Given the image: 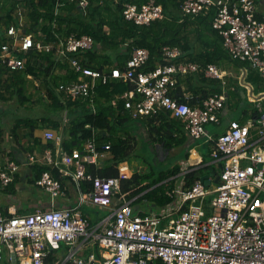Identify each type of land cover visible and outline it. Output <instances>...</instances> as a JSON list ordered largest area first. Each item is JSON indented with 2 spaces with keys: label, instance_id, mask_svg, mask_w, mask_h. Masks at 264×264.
<instances>
[{
  "label": "built area",
  "instance_id": "1",
  "mask_svg": "<svg viewBox=\"0 0 264 264\" xmlns=\"http://www.w3.org/2000/svg\"><path fill=\"white\" fill-rule=\"evenodd\" d=\"M182 10L196 15L214 10L212 24L222 34L225 48L234 57L248 60L264 77V21L257 17L255 0H185ZM123 13L137 24H149L163 16L154 0L140 7L125 3ZM7 35L9 40L0 46V68L25 69L27 59L21 54L33 47L52 49L50 44L36 41L32 34L19 36L15 26L7 30ZM92 44L88 35L72 34L65 42L60 41L68 52L88 49ZM164 52L168 63L149 71L138 70L149 59L146 48L133 52L126 71H99L73 60L77 70L90 80L60 88L71 96L89 95L95 92L99 81L130 80L134 89L118 96L125 101L130 115L138 118L156 114L162 108L171 110L174 117L184 120L191 136L207 137L213 142L211 156L218 166L219 181L213 183L210 176V186L197 180L189 187L176 188L168 192H176V197L163 212L135 214L132 201L126 199L119 206L114 203L121 194V181L131 175L125 162L120 164L118 176H94L87 171V163H98L104 155L97 151L94 139L85 143L82 152L67 154L60 149L55 159L59 171L78 184L92 181V190L82 199L109 209L112 214L92 226L73 208L56 207V200L65 194L64 188L59 179L46 171L37 183L50 194L51 208L25 213L9 208L7 214L0 209V260L6 250L15 264H47L50 253L60 251L65 244L59 264H96L94 253L84 257L77 248L79 242L91 239L102 252L103 264H157L158 260L164 264H264V107L259 106L256 120H231L226 130L213 138L206 126L219 122L226 94H210L203 106H192L174 99L170 90L178 75L199 72L220 79L224 85L225 71L213 63L178 61V47L167 46ZM113 104H117L116 98ZM44 137L58 138L53 130H46ZM35 157L32 155L31 160ZM42 159L52 162V151L47 150ZM6 160L5 168L0 161V190L9 186L19 170L13 159Z\"/></svg>",
  "mask_w": 264,
  "mask_h": 264
},
{
  "label": "trees",
  "instance_id": "2",
  "mask_svg": "<svg viewBox=\"0 0 264 264\" xmlns=\"http://www.w3.org/2000/svg\"><path fill=\"white\" fill-rule=\"evenodd\" d=\"M82 1L0 0V46L9 40L7 30L11 26L18 29L21 37L32 34L36 41L52 46L51 50L33 47L27 53L21 54L27 59L25 69L13 70L8 66L1 67L0 87L4 89L3 93L6 95H3V98L7 99L6 101L16 100V103L24 106L34 97V94L30 93L32 88L28 83L27 74H33L35 78L41 79L38 89L45 90L44 101L63 112L62 121L65 125L61 152L67 154H73L74 150L82 152L85 143L94 139L98 152L108 151L112 154V158L102 167L99 163H87V171L94 176L110 177L120 174V164L128 159V155L136 146V139L145 141V138L143 136L141 138L136 130L137 124H147L149 145L159 142L165 150L170 152L172 148L185 142L186 136L182 135L185 131V122L183 119L174 117L171 110L166 108L150 116L133 118L125 109V101L118 97L125 91L134 89V84L130 80L113 78L107 83L99 81L93 94L69 95L65 88H60L61 85L67 87L75 81L90 80L83 72L77 70L73 60H78L83 67L99 71L110 72L113 68L126 71L133 52L138 48H146L149 50V59L138 70L149 71L158 65L168 63L164 55L165 47H178L181 50L178 61H196L204 65L214 62L224 66L225 59H229L238 66H247L249 69L247 77L255 86V91H264V77L259 70L252 67L248 60L234 57L225 48L222 34L212 24L214 10L197 15L186 14L182 10L185 0H154L162 8L163 16L149 24H137L125 18L124 4L131 2L140 7L149 0H84L85 5L81 4ZM72 34L78 37L90 36L93 39L92 47L76 52L64 51L60 41L65 42ZM58 66L68 70L69 80L61 81L60 76L55 74ZM194 77L197 78L198 84L192 82ZM177 78L176 85L170 90L171 96L177 101H184L192 106H203L204 99L210 94L224 92L220 79L210 78L203 72L195 73V75H178ZM182 81H185L189 87L188 96L181 92ZM115 98L116 105L113 104ZM14 107L13 105L10 108ZM257 113L259 114L258 110L254 111L255 115ZM43 120L56 122L53 117H44L42 120L26 118L22 124L28 123L32 134L38 125L37 121L39 123ZM58 120L60 124L61 118ZM131 126L134 128L132 132L139 135L138 137L126 136V134L129 135L128 127ZM50 141L46 147L53 149L52 162L37 157L33 153L28 155L26 161L36 169L35 177L32 179L36 186H39L37 181L46 171L51 172L63 185L62 177L65 175L55 164L56 149ZM107 144L110 145L108 149ZM32 155H36L34 160H31ZM7 158L0 151L3 168L6 166ZM10 159H13L20 168L17 159ZM17 172L13 174L10 184L15 180ZM180 172V164H174L159 172L153 168L131 171V175L121 181L119 197L133 199V205L140 204L143 200L150 203L151 208L138 209L141 215L154 211L155 207L158 208L156 213H161L176 197V192L173 194L168 192L176 189L174 186L177 181L176 175ZM198 172H202V168H194L186 172L183 187H189L200 180ZM67 177L73 180L71 176ZM81 186L89 192L93 188V183L84 181ZM7 187L1 189L0 193ZM2 211L7 214L4 210ZM134 212H137L136 208ZM84 217L87 218V216ZM66 247L67 245L63 244L62 255L59 251H52L46 259L47 264H59ZM95 247L92 244V248ZM89 254H82V256L88 257ZM5 255H7L6 250L3 251L1 260L5 258ZM157 264L164 263L158 260Z\"/></svg>",
  "mask_w": 264,
  "mask_h": 264
},
{
  "label": "crops",
  "instance_id": "3",
  "mask_svg": "<svg viewBox=\"0 0 264 264\" xmlns=\"http://www.w3.org/2000/svg\"><path fill=\"white\" fill-rule=\"evenodd\" d=\"M256 2L258 17L264 20V0H256ZM212 63L216 64L225 71V79L227 81L226 84L223 85L224 94H226V101L224 107L219 113L220 120L217 123H213L215 124L213 127L209 125L206 126L207 131L214 138L226 130L231 120H238L242 123L256 120L260 114L259 106L262 105L264 107V91H255V86L248 80L247 77L249 71L247 66H238L234 61L229 59H225L224 66L220 63ZM55 74L60 76L61 81L70 79L68 70L62 66H58L55 69ZM181 79L184 80V78ZM27 80L32 88L30 93H33L34 97L30 99L29 104H25L24 106L22 104L16 103V100L14 101L10 99L6 101L7 99L3 98V95H6L3 93L4 89L0 87V151L3 156L17 159L20 163V168L15 175V180L7 187V189L0 193V208L5 212H8L9 208H16L19 210V212L25 213L34 211L36 209L46 210L52 207L50 194L40 186H36V184L32 181V179L35 177L36 169L34 166H32V164H27L26 161L28 159V155L31 153L42 158L47 150H53L51 147H46L47 143L50 141L44 137V132L46 130H53L57 134L58 138L50 142L53 143L56 149V154H58V151L61 149L65 122L62 121L63 112L54 108L50 104H46V101H44L43 97L45 90L38 89L41 79L35 78L33 74L29 73L27 74ZM192 82L198 84L197 78L194 77ZM180 87L181 92L184 95L189 93V87L185 81L181 82ZM13 105L15 107L10 108ZM256 110H258L259 114L257 113L255 115L254 111ZM44 117H53L56 119V122L54 123L52 121L43 120L39 121L38 123L37 121L38 125L33 130L32 134L28 123L24 125L22 124L23 120L26 118H40V120H42ZM60 118L61 122L59 124L58 119ZM56 124L57 126L55 127ZM132 129H134L132 126L128 127L129 135L126 134V136L132 138L136 136L138 137L139 135L132 132ZM184 129L185 131H183L182 135L184 134L186 136L185 142L182 145L175 146L170 150V152L166 150V154H164V156L161 158L162 160H165L169 157V155L174 154L175 152H180L181 157L174 158L175 160L170 164V166H166V168H170L174 164H180L181 166V172L176 175L177 181L174 184L177 189L183 187L185 182L184 174L189 170L194 168H202L203 173L218 170L217 163L211 156L213 142L207 137L195 139L186 130V128ZM136 130L138 133H140L141 138L143 136L147 142L150 141L147 124H137ZM155 143L157 144L159 142ZM159 144L162 147L161 143ZM155 151H157L156 148ZM111 158L112 154L107 151L103 156L100 157L98 163L102 167ZM125 163L127 166H129L130 171H135V168L130 167L128 160H126ZM211 177L213 178L212 180L214 183L215 175H211ZM62 178H64L63 188L65 194L59 197L60 199L58 198L56 200V207L73 208L75 214L87 216L92 226H98L106 219L107 216L112 214L111 210L98 207L88 199H82L83 196L88 193V191L82 187L83 185L81 186L82 182L78 184L67 176H63ZM28 185H31L35 189L34 194H19L21 191L31 193L32 190H28ZM40 193H47L49 198L47 194L45 198ZM124 200L125 199L116 197L114 203L116 206H119ZM133 206L137 211L134 212L135 214H139L140 208H144L140 207L141 204L139 203H135ZM149 206L152 207V205ZM147 208L148 206L145 207V209ZM90 210H106L110 214L104 217L102 220L96 221V217H90ZM77 248L81 255H87L91 252L94 253L96 257V264H103V256L102 252H100V248L96 246L93 250H90L92 248L91 239L79 242ZM1 261L3 262L0 264H15L8 258H4Z\"/></svg>",
  "mask_w": 264,
  "mask_h": 264
},
{
  "label": "rangeland",
  "instance_id": "4",
  "mask_svg": "<svg viewBox=\"0 0 264 264\" xmlns=\"http://www.w3.org/2000/svg\"><path fill=\"white\" fill-rule=\"evenodd\" d=\"M211 127H213L215 124L209 123L207 124ZM219 127V126H218ZM214 129V128H212ZM136 146L134 147L133 151L128 155V163L130 165V167L135 168L136 171L138 170H148L153 168L156 172H159L162 169H165L166 166H170V164L175 160L174 158H180L181 154L180 152L178 153H174L169 155V157L165 160H162L161 158L164 156V154H166V150L164 148H162L160 146L159 143H154L155 145H149L147 143V141L142 140V139H136ZM157 145V146H156ZM155 148L157 149V151H155ZM158 152V153H157ZM159 154V155H158ZM161 156V157H159ZM28 190H32L31 193L28 192H19V194H23V195H28V194H34V188L31 185H28ZM39 194V193H38ZM43 197L46 198V194L45 193H40ZM48 196V194H47ZM49 198V196H48ZM60 199V198H59ZM121 202V201H120ZM140 207H147L149 205H151L150 203H147L146 201H142ZM151 208V207H148ZM157 207L154 208V211L151 212H156L157 211ZM149 212V213H151ZM90 217H96L95 220L96 221H100L102 220L104 217H106L107 215H109L110 213L106 210H98V211H93L90 210ZM94 248H91L90 250H93ZM60 254H62V250L59 251ZM5 258H8L7 255H5ZM3 261H0V263Z\"/></svg>",
  "mask_w": 264,
  "mask_h": 264
},
{
  "label": "water",
  "instance_id": "5",
  "mask_svg": "<svg viewBox=\"0 0 264 264\" xmlns=\"http://www.w3.org/2000/svg\"><path fill=\"white\" fill-rule=\"evenodd\" d=\"M197 175L200 177V180L203 181L207 186H210L212 183V181L210 180L211 175H215V183H217L220 178L218 170L210 171L208 173L198 172Z\"/></svg>",
  "mask_w": 264,
  "mask_h": 264
},
{
  "label": "clouds",
  "instance_id": "6",
  "mask_svg": "<svg viewBox=\"0 0 264 264\" xmlns=\"http://www.w3.org/2000/svg\"><path fill=\"white\" fill-rule=\"evenodd\" d=\"M126 200V199H125ZM130 201H132V200H130ZM133 205V204H132ZM146 214H148V213H146ZM151 214V213H150ZM141 215V214H140ZM142 215H144V214H142ZM9 259V258H8Z\"/></svg>",
  "mask_w": 264,
  "mask_h": 264
}]
</instances>
